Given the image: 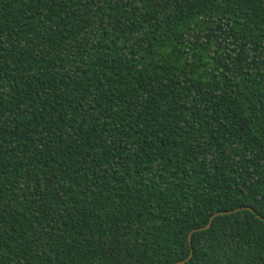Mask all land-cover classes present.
Returning a JSON list of instances; mask_svg holds the SVG:
<instances>
[{
    "label": "trees",
    "instance_id": "16d2710c",
    "mask_svg": "<svg viewBox=\"0 0 264 264\" xmlns=\"http://www.w3.org/2000/svg\"><path fill=\"white\" fill-rule=\"evenodd\" d=\"M0 264H264V0H0Z\"/></svg>",
    "mask_w": 264,
    "mask_h": 264
},
{
    "label": "water",
    "instance_id": "95a60500",
    "mask_svg": "<svg viewBox=\"0 0 264 264\" xmlns=\"http://www.w3.org/2000/svg\"><path fill=\"white\" fill-rule=\"evenodd\" d=\"M212 218H213V216L210 217L208 224H207L206 226H204L203 228H201V229H205V228H207V227L210 225V223H211V221H212ZM189 256H190V255H189ZM186 260H187V259H186ZM186 260H183V261H181V262H184V261H186Z\"/></svg>",
    "mask_w": 264,
    "mask_h": 264
}]
</instances>
